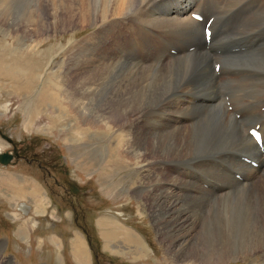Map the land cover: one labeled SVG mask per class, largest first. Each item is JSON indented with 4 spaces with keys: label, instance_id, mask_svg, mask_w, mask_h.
<instances>
[{
    "label": "bare ground",
    "instance_id": "1",
    "mask_svg": "<svg viewBox=\"0 0 264 264\" xmlns=\"http://www.w3.org/2000/svg\"><path fill=\"white\" fill-rule=\"evenodd\" d=\"M251 3L262 19L239 23L236 9ZM13 14L19 24L9 30ZM2 24L5 39L20 37L27 52L60 32L91 30L61 49L49 82L93 135L109 141L113 131L124 163L158 172L136 193L176 262L264 261V0H0ZM119 27L128 38L112 39L110 57L104 42ZM251 124L261 148L247 135ZM213 157L225 158L220 171L207 170ZM193 167L208 171L209 190L171 174Z\"/></svg>",
    "mask_w": 264,
    "mask_h": 264
},
{
    "label": "rangeland",
    "instance_id": "2",
    "mask_svg": "<svg viewBox=\"0 0 264 264\" xmlns=\"http://www.w3.org/2000/svg\"><path fill=\"white\" fill-rule=\"evenodd\" d=\"M236 13L239 23L262 19L253 3ZM13 19L16 25L9 30L18 27L14 14ZM3 27L7 25H0V153L14 149L18 155L11 164L0 165V264H179L156 228L148 199L136 193L147 176L158 172L124 163L113 131L109 141L104 133L93 135L78 116L59 106L63 100L49 82L55 80L54 64L64 57L61 49L91 30L60 32L27 52L28 43L20 37L5 39ZM119 31L104 42L110 57L117 58L115 38H128L124 27ZM221 158L208 160L207 170L220 171L226 162ZM182 171L171 174L177 172L203 190L206 179L213 181L199 167ZM225 264L264 261L256 254Z\"/></svg>",
    "mask_w": 264,
    "mask_h": 264
},
{
    "label": "water",
    "instance_id": "3",
    "mask_svg": "<svg viewBox=\"0 0 264 264\" xmlns=\"http://www.w3.org/2000/svg\"><path fill=\"white\" fill-rule=\"evenodd\" d=\"M12 159V155L9 153H1L0 154V165L6 166L8 163H10Z\"/></svg>",
    "mask_w": 264,
    "mask_h": 264
},
{
    "label": "flooded vegetation",
    "instance_id": "4",
    "mask_svg": "<svg viewBox=\"0 0 264 264\" xmlns=\"http://www.w3.org/2000/svg\"><path fill=\"white\" fill-rule=\"evenodd\" d=\"M7 153H10V152H7ZM11 155H12V159H13V158H15L16 155H18V154H17L16 150L13 149ZM11 162H12V160H11ZM10 164H11V163H10Z\"/></svg>",
    "mask_w": 264,
    "mask_h": 264
}]
</instances>
